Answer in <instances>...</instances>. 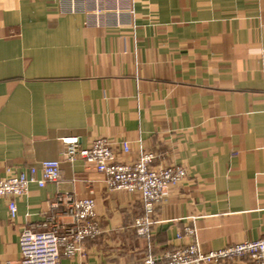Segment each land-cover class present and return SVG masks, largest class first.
<instances>
[{
    "label": "crops",
    "instance_id": "0c3cea01",
    "mask_svg": "<svg viewBox=\"0 0 264 264\" xmlns=\"http://www.w3.org/2000/svg\"><path fill=\"white\" fill-rule=\"evenodd\" d=\"M65 138L79 149L104 139L127 165L152 154V169L179 167L186 180L139 236L141 195L66 162ZM0 156V177L60 164L14 220L0 201V264H19L22 231L71 225L65 198L94 202L98 234L73 259L60 248L58 264H142L263 238L264 0H0Z\"/></svg>",
    "mask_w": 264,
    "mask_h": 264
},
{
    "label": "built area",
    "instance_id": "2783aa9c",
    "mask_svg": "<svg viewBox=\"0 0 264 264\" xmlns=\"http://www.w3.org/2000/svg\"><path fill=\"white\" fill-rule=\"evenodd\" d=\"M244 73L237 75V81L245 80ZM65 146L63 157L66 162L82 161L92 166L101 174L107 191L124 193H139L145 218L136 222L138 235L146 236L149 225L148 217L154 207L164 201L170 188L178 186L186 180V171L179 167H168L154 170L151 164L154 156L149 153L140 155L133 165L117 163L114 159L113 145L104 139L93 142L89 149H79L75 138L62 139ZM123 154L128 153L126 144H121ZM0 160L3 157L0 156ZM58 162H42L38 167L25 170L6 168L0 177V201L6 207L8 219L14 220L18 214L20 199L28 193V188L35 185L43 189L48 183H57L60 175ZM76 181H88V176H76ZM66 206L71 225L59 234L54 230L33 231L24 230L18 240L19 264H58L59 249L64 248V257L73 259L80 256L88 243L95 240L98 230L95 215V205L91 199L59 200ZM264 228V221H263ZM186 237L193 236L192 231H186ZM182 236L178 235L177 240ZM244 258L253 264H264V237L256 240L233 244L221 250L203 253L196 244L175 248L160 259L147 257L142 264H225L228 261Z\"/></svg>",
    "mask_w": 264,
    "mask_h": 264
}]
</instances>
